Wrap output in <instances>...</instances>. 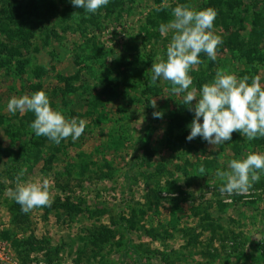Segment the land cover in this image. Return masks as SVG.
I'll return each mask as SVG.
<instances>
[{
  "label": "rangeland",
  "instance_id": "rangeland-1",
  "mask_svg": "<svg viewBox=\"0 0 264 264\" xmlns=\"http://www.w3.org/2000/svg\"><path fill=\"white\" fill-rule=\"evenodd\" d=\"M177 4L214 9L222 38L215 61L201 53L190 69L189 91L199 98L218 70L264 85V0H110L95 14L70 0H0V264H264V172L232 195L215 175L264 153V137L188 141L183 94L152 82L173 35L159 26ZM40 90L84 120L79 139L57 145L32 131L34 113L8 111ZM44 180L51 206L22 212L17 185Z\"/></svg>",
  "mask_w": 264,
  "mask_h": 264
},
{
  "label": "clouds",
  "instance_id": "clouds-1",
  "mask_svg": "<svg viewBox=\"0 0 264 264\" xmlns=\"http://www.w3.org/2000/svg\"><path fill=\"white\" fill-rule=\"evenodd\" d=\"M109 2L70 0L74 7L92 14ZM216 15L212 8L196 10L177 4L172 9L173 19L159 26L161 34L173 31L166 47V58H158V62L151 67L152 82L156 83L161 78L170 81L172 91L183 94L182 104L188 105L193 113L186 139L192 141L200 137L215 147L231 141L234 132H239L248 141L264 137V85L260 76L238 79L235 74L218 70L212 82L201 86L199 98L195 88L189 91L193 84L189 71L203 62L200 54L216 60V49L222 43V38L213 31ZM150 105L155 108L156 100ZM7 109L13 114L17 111L34 113L35 119L30 124L32 131L36 136H46L57 145L69 137L73 141L79 139L86 126L84 120L66 119L61 111L53 109L43 90L10 98ZM163 115L160 111L153 112L156 119H162ZM228 169H218L215 173L221 183L220 193H247L254 183L259 182L260 173L264 172V153L250 152L239 159H232ZM48 188L47 180L18 184L14 199L26 214L36 207H50L52 201Z\"/></svg>",
  "mask_w": 264,
  "mask_h": 264
},
{
  "label": "trees",
  "instance_id": "trees-1",
  "mask_svg": "<svg viewBox=\"0 0 264 264\" xmlns=\"http://www.w3.org/2000/svg\"><path fill=\"white\" fill-rule=\"evenodd\" d=\"M23 11H22V13L23 12H25V10L24 9H22ZM22 16V17H21ZM26 17L27 16V14H24V15H20L19 17H21V18H23V17ZM168 16V15H167ZM24 19V18H23ZM170 19L171 18H167V21H170ZM32 25V24H31ZM31 32V28H30V26L29 25H25V24H23V30L22 31H20V35H21V39H22V43H23V45L24 46H28L29 45V41H30V39L34 36L33 34H31L30 33ZM40 69H38L36 72H35V74H36V76L37 77H39L40 76V71H44L43 69L42 70H40ZM37 89V88H36Z\"/></svg>",
  "mask_w": 264,
  "mask_h": 264
}]
</instances>
